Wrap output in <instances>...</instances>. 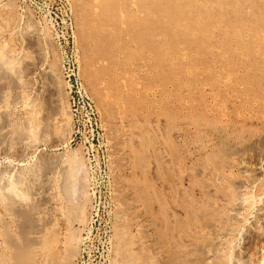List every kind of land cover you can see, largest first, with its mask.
I'll use <instances>...</instances> for the list:
<instances>
[{
  "label": "rangeland",
  "instance_id": "obj_1",
  "mask_svg": "<svg viewBox=\"0 0 264 264\" xmlns=\"http://www.w3.org/2000/svg\"><path fill=\"white\" fill-rule=\"evenodd\" d=\"M69 1L73 8L76 40L75 44L70 46L65 43L64 38L67 36L68 17L59 0H0V54H4L0 57L7 60L12 58L9 65H4L3 69L4 74L9 73L11 76L5 74V79L0 81V84L4 82L0 86V102L6 99L0 103L3 104V107L0 105V124L6 126V131H12L16 123L24 128L27 126L30 128L28 131H32L29 132L32 133L31 136L20 139L10 132L8 137L11 138H8L6 144H12L11 150L8 154H0V221L5 220L1 221L2 224L0 222L1 254L11 255V248L5 242V231L10 230L8 232L17 238L18 234L19 237L23 235L22 231L20 232L22 228L26 232L28 226L15 212L20 208L29 210L32 218L33 225L29 226L32 236L30 231L27 237H30V242L34 245L33 264H130L121 257L126 253L134 256L131 257L134 259H131V264H264V248L261 249L264 247V201L261 200L264 185L258 186L264 181V149H261V146H264V72L260 71L247 77V69L238 66L240 62H246L247 67H251L264 60V48L259 45L260 42L257 43L259 46L248 43V40L254 37L257 38L256 42L264 39V0H239L243 6L240 10L235 9V0H224L221 4L223 6H220V0H210L209 4L207 0H198V3L203 4L199 6H204L208 12L202 9V17L205 18H201V24H206L196 36H193L195 33L191 35L172 30L174 24H169L172 14L166 8L154 4V19H159L157 27L163 28L164 32L170 30L167 35L160 37L166 43L160 45V54L152 52L148 47L141 46V49L130 40L131 33L133 37L143 38L145 43H151L152 39L150 31L139 36L138 29L135 28L137 17L147 18V15L141 12L142 9L136 8L139 6V0ZM144 1L147 3V0ZM179 1V5L195 4V0ZM106 2L110 4L108 7ZM216 4H219V9ZM147 5L152 8L153 4ZM211 5L214 10H218L216 18L209 17V13L213 12V9L209 11ZM251 7H255L254 11H251ZM227 19L231 22L229 27L226 25ZM102 26L105 29L103 31ZM242 36L245 37V45L240 48L237 40ZM245 49L249 55L252 54L249 58ZM55 57L59 62V86L62 88L55 85L58 82L51 77L48 69ZM12 64L20 65L13 68ZM73 64L80 69L82 82L94 107V116H89L82 103L70 102L67 76ZM15 68L17 71H7ZM12 79L14 82L18 80L17 83H13ZM7 81L10 82L9 86ZM27 95L29 102L25 100ZM1 96H4L3 99ZM36 104L39 109L35 107ZM41 117H44L43 120ZM26 118L29 122L32 121L31 125ZM4 119L10 121L6 120V123ZM200 120H203L202 125L199 124ZM92 124L99 134L93 153L88 143ZM41 125L43 128L38 130ZM218 128L222 132H219ZM55 130L56 133L59 130L63 133L59 131L61 135L56 138ZM32 136L37 139L31 138ZM229 146L231 149L227 148ZM256 148L259 150H255ZM234 149L236 154L240 155H236ZM230 153L234 158L229 157ZM72 154H75L77 160L71 159L74 157ZM91 160L106 165L110 176L109 185L100 187L93 182L89 166ZM250 168L254 173L250 172ZM259 172L263 175L258 174ZM237 178L240 180L237 181ZM243 179H246L247 191L250 187L246 196L254 203L249 200V204L248 201L246 204H253L252 208L246 204L245 207L238 208L234 204L237 191L235 188H238ZM1 184L5 185V189H1ZM11 187L16 189L12 191ZM95 189L98 190L96 195ZM3 190L5 193L10 192L9 200L15 202L13 206L16 210L12 213L9 212L14 208L10 209L5 203L8 201L4 198L7 195ZM11 192L16 193L10 196ZM254 198L263 201H260L263 207L258 199ZM244 208L247 213H241ZM234 210L239 212L238 216ZM75 211L79 213L77 216ZM248 211L253 212L249 214ZM221 212L224 214L221 215ZM205 221H209L208 225ZM206 225H212L216 229ZM115 233H118V236ZM49 234L51 236L48 239ZM122 236L126 241L122 240ZM43 238L50 242H45ZM74 238H77L76 241ZM37 239L38 242L41 240L39 244L43 245L39 246ZM228 241L231 242L228 244ZM257 241L262 243L257 244ZM217 242L221 245L217 246ZM208 244H212V248ZM205 245L206 247H203ZM217 248L218 252L213 251ZM253 248L255 250H252ZM124 249H127L126 252ZM70 251L71 259L68 254ZM38 252L40 253L37 254ZM202 253L204 256H201ZM210 256H213V259Z\"/></svg>",
  "mask_w": 264,
  "mask_h": 264
},
{
  "label": "bare ground",
  "instance_id": "obj_2",
  "mask_svg": "<svg viewBox=\"0 0 264 264\" xmlns=\"http://www.w3.org/2000/svg\"><path fill=\"white\" fill-rule=\"evenodd\" d=\"M140 2H139V6H136V8L137 7H139L140 8V10H141V12L142 13H144V14H146L147 15V18H145V19H141V18H138L137 17V19H136V30L138 29V34H139V36H140V34H144V33H146V31H150V37L152 38V39H150V41H151V43L149 42V43H145L146 41H142V39L143 38H141L140 39V37H137V36H135V37H133V35H132V33L130 34L131 35V37H130V40H132L133 41V44H137L140 48H141V46L142 47H144V48H146V47H148V48H150L151 50H152V52H157V53H161V52H159L160 51V49H161V44L162 43H164V39H162V38H160L163 34L164 35H167L168 33H169V31L170 30H168V31H165L164 32V30H163V28H158L157 27V23H159V19H154V18H156V13L154 12V4L158 7V6H162L163 8H166L167 10H169V12L172 14L170 17V20H171V23H169V24H174V26L172 27V30H175V31H180V32H182L183 31V33H191V35H193L194 33H195V35H193V36H196V34H197V32L200 30V28L201 29H203L204 28V26H205V24H203L204 26H202V24H201V18H205V17H202L203 16V10L205 11L206 9L204 8V6H202V8H201V6H199V4L201 3H198V0H195V4L194 5H189L188 3H187V5L185 4V5H179L180 3V1L179 0H147V3H146V1H144V0H139ZM200 1V0H199ZM206 1V0H205ZM207 1H209L208 2V4L210 3V0H207ZM244 1V0H243ZM242 1V2H243ZM102 2H104V1H102ZM118 2V1H117ZM133 2H135V0L133 1ZM137 2V1H136ZM204 2V1H203ZM214 3L216 2V1H213ZM223 2H224V0H220L219 1V3H220V6H223V5H221V4H223ZM247 2V1H246ZM245 2V4H248V3H246ZM249 2V1H248ZM250 2H251V0H250ZM107 3V2H106ZM217 3V2H216ZM234 7H235V9H237V10H240L243 6H242V4L239 2V0H235L234 2ZM97 4V3H96ZM115 4V3H114ZM123 4V3H122ZM131 4V3H130ZM147 4H153L152 5V8L151 7H149ZM208 4H205L206 6L208 5ZM211 4H212V2H211ZM244 4V5H245ZM264 4V3H263ZM79 5V4H78ZM108 5H110L109 3H107V7H108ZM136 5H138V4H136ZM200 5H203V4H200ZM213 5H215V4H213ZM213 5H211V9H210V7H209V11L211 12V10L213 9ZM219 5V4H218ZM217 4H216V6H218ZM254 5V4H253ZM252 5V6H253ZM121 6V5H120ZM123 6H125V5H123ZM220 6H218L217 8L219 9V7ZM126 7V6H125ZM129 7V6H128ZM231 7V6H230ZM82 8H84L83 6H82ZM97 8V7H96ZM95 8V9H96ZM129 8H131V7H129ZM228 8H229V6H228ZM254 8L255 7H251V11H254ZM99 9V8H98ZM203 9V10H202ZM220 9H222V8H220ZM91 10V9H90ZM97 10V9H96ZM260 10V9H259ZM92 11V10H91ZM120 11V10H119ZM121 11H123V10H121ZM207 11V10H206ZM205 11V12H206ZM218 11V10H217ZM217 11L216 10H214L213 9V12H211V13H209V17L211 18V17H213V18H216L215 16H216V14H217ZM81 12V11H80ZM125 12V11H124ZM132 12V11H131ZM137 12H138V10H137ZM140 12V13H141ZM208 12V11H207ZM222 12H223V10H222ZM237 12V11H236ZM247 12V11H246ZM94 13V12H93ZM139 13V12H138ZM235 13V12H234ZM242 13V12H241ZM252 13V12H251ZM262 13V12H261ZM118 14H120V13H118ZM117 14V15H118ZM127 14V13H126ZM125 14V15H126ZM207 14V13H206ZM221 14V13H220ZM245 14V13H244ZM132 15V14H131ZM140 15V14H139ZM240 15V14H239ZM247 15V14H246ZM81 16H82V14H81ZM121 16V15H120ZM138 16V15H137ZM208 16V15H207ZM218 16V15H217ZM250 16V15H249ZM252 16V15H251ZM119 16H117V18H118ZM140 17V16H139ZM141 17H145V16H141ZM208 17V18H209ZM219 17H221V15L219 16ZM245 17V16H244ZM81 17H79V19H80ZM122 18V17H121ZM126 18V17H125ZM128 18V17H127ZM131 18V17H130ZM233 18V17H232ZM92 19H93V17H92ZM118 19H120V18H118ZM122 21H123V19H121ZM204 20V19H203ZM219 20V19H218ZM217 20V21H218ZM224 20H225V17H224ZM120 21V20H119ZM204 21H206L207 22V20H204ZM213 21V20H212ZM221 21V20H220ZM245 21V20H244ZM132 22H133V20H132ZM79 23H81V22H79ZM83 23V22H82ZM220 23V22H219ZM227 24V26L229 27L230 25H231V22H230V20H228L227 19V22H226ZM18 24V23H17ZM102 24V23H101ZM168 24V25H169ZM83 25V24H82ZM221 25V24H220ZM8 26H9V24H8ZM19 26V25H18ZM84 26V25H83ZM124 26V25H123ZM155 26V27H154ZM171 26V25H170ZM247 26V25H246ZM116 27V26H115ZM126 27V24H125V26H124V28ZM195 27V28H194ZM207 27V26H206ZM215 27V26H214ZM18 28V27H17ZM101 28V27H100ZM102 28H103V26H102ZM107 28V27H106ZM122 29V28H121ZM126 29V28H125ZM158 29V30H157ZM237 29V28H236ZM240 29V28H239ZM250 29H252V28H250ZM264 29V28H263ZM15 30V29H14ZM103 30H105L104 28L102 29V31ZM116 30V29H115ZM132 30V29H131ZM217 31H218V29H216ZM227 30H228V28H227ZM50 31V30H49ZM83 31V30H82ZM85 31V30H84ZM118 31H121V30H118ZM133 31H134V29H133ZM251 31V30H250ZM30 32V31H29ZM221 32V31H220ZM238 32V31H237ZM248 32V31H247ZM253 32V31H252ZM100 33V32H99ZM205 33V32H204ZM213 33V32H212ZM263 33V32H262ZM26 34V33H25ZM105 34V33H104ZM116 34V33H115ZM120 34H122V33H120ZM229 34V33H228ZM29 35V34H28ZM92 35V34H91ZM187 35V34H186ZM14 36V35H13ZM129 36V35H128ZM127 36V37H128ZM145 36V35H144ZM147 36V35H146ZM145 36V37H146ZM261 36V35H260ZM15 37H16V35H15ZM47 37V36H46ZM115 37V36H114ZM119 37V36H118ZM143 37V36H142ZM144 37V38H145ZM147 37H149V36H147ZM165 38H167L166 36H164ZM226 37V36H225ZM232 37V36H231ZM235 36H233V38H234ZM117 38V37H116ZM176 38H178V37H176ZM193 38V37H192ZM239 38V37H238ZM245 37L244 36H242L240 39H238L237 40V42L239 41V44H238V46L240 47V46H244L245 44H243V40H245L244 39ZM139 39V40H138ZM146 39H148V38H146ZM180 39V38H179ZM184 39V38H183ZM202 39V38H201ZM256 37H254V38H252V39H250V40H248V43L250 44V45H253V46H255V44H257V43H259L260 42V44L259 45H262L263 46V48H264V39L263 40H258L257 42H256ZM262 39V38H261ZM50 40V39H49ZM117 40H119V39H117ZM236 40V39H235ZM189 41V40H188ZM28 42V41H27ZM51 42V41H50ZM121 42V41H120ZM119 42V43H120ZM131 42V41H130ZM148 42V41H147ZM194 42V41H193ZM246 42V41H245ZM86 43V42H85ZM116 43V42H115ZM187 43H189V42H187ZM40 44V43H39ZM117 44V43H116ZM121 44H123V43H121ZM128 44V43H127ZM164 44H166V43H164ZM178 44H179V41H178ZM204 45V44H203ZM237 45V44H236ZM258 44H257V46H259ZM5 46V45H4ZM8 46V45H7ZM118 46V45H117ZM116 46V47H117ZM130 46V45H129ZM120 48V47H119ZM183 48V47H182ZM241 48V47H240ZM254 48V47H253ZM5 49V48H4ZM3 48H2V50H4ZM141 49H143V48H141ZM239 49V48H238ZM255 49H256V47H255ZM262 49V48H261ZM1 50V49H0ZM12 50H13V48H12ZM15 51V50H14ZM189 51V50H188ZM226 51V50H225ZM240 51V50H239ZM242 51V50H241ZM4 52V51H3ZM212 52V51H211ZM244 52V51H243ZM260 52V51H259ZM264 52V51H263ZM1 53H2V51H1ZM16 53H17V51H16ZM19 53V52H18ZM245 53H246V56H247V58H249V56H251L252 54L250 53V55H249V52H247V50L245 49ZM258 53V52H257ZM0 55H4V54H0ZM156 55V54H155ZM5 56H7V54H5ZM228 56V55H227ZM12 57V56H11ZM26 57V56H25ZM229 57V56H228ZM241 57H243V56H241ZM245 57V56H244ZM30 58V57H29ZM57 57H55V58H53L52 60V62H51V64H50V68H48V69H50L49 70V73L51 74V77H53L54 78V80L56 81V82H58L57 84H55V85H57V86H59V84H60V73H59V62H58V60L56 59ZM84 58V57H83ZM226 58V57H225ZM224 58V59H225ZM246 58V59H247ZM257 58V55H256V57H255V59ZM12 59V58H11ZM10 59V60H11ZM231 59H232V57H231ZM10 60H7L5 57L3 58V57H0V81L1 80H3V79H5V74L7 75V74H9V73H5L4 74V65H7L9 62H10ZM23 60H24V58H23ZM150 60V59H149ZM250 60V59H249ZM13 61V60H12ZM15 61V60H14ZM33 61H35V60H33ZM157 61V60H156ZM155 61V62H156ZM236 61V60H235ZM17 62V61H16ZM143 62V61H142ZM149 62V61H148ZM227 62V61H226ZM18 63V62H17ZM228 63V62H227ZM23 64H25V63H23ZM164 64H166V63H164ZM223 64V63H222ZM225 64V63H224ZM233 64V63H232ZM9 65V64H8ZM20 65V64H19ZM19 65H17V64H12V67L14 68L15 66H19ZM48 66V65H47ZM238 66H241V67H244V68H246L247 69V71H246V73H247V77H249L250 75H252V74H254V73H257V72H264V60H261L260 62H256L254 65H252L251 67H247V63L246 62H240L239 63V65ZM9 67V66H8ZM11 67V66H10ZM9 67V68H10ZM11 67V68H12ZM9 68H5V69H9ZM19 68V67H18ZM21 68V67H20ZM165 68V67H164ZM32 68H30V70H31ZM47 69V70H48ZM156 70V69H155ZM159 70V69H158ZM7 71H17L16 70V68H15V70H13V69H10V70H7ZM29 72V71H28ZM14 74V72H12V75ZM21 74V73H20ZM19 74V75H20ZM129 75V74H128ZM9 76H11L10 74H9ZM9 76H7L8 77V79H9ZM16 77V76H15ZM15 79V78H14ZM7 80V79H6ZM6 80H4V81H6ZM229 80V79H228ZM11 81H13V79L11 80ZM18 81V80H17ZM17 81L16 82H14L13 81V83H17ZM25 81V80H24ZM31 81V80H30ZM224 81V80H223ZM243 81V80H242ZM4 82H1V84H0V86H2V84H3ZM10 83V82H9ZM8 81H7V86H9L8 84ZM262 83V82H261ZM31 84V83H30ZM226 84V83H225ZM12 85V84H11ZM18 85H22V84H18ZM24 85H25V83H24ZM3 86H5V84L3 85ZM6 86V87H7ZM17 86V85H16ZM241 86V85H240ZM18 87V86H17ZM19 87H21V86H19ZM28 87V86H27ZM59 87H61V86H59ZM264 87V86H263ZM3 88H5V87H3ZM54 88V87H53ZM52 88V89H53ZM58 88V87H57ZM62 88V87H61ZM64 88V87H63ZM205 88V87H204ZM233 88V87H232ZM0 89H1V87H0ZM7 89V88H6ZM54 89H56V88H54ZM59 90H60V88H58ZM222 89H223V87H222ZM241 89V88H240ZM56 91H57V89H56ZM56 91H55V93H56ZM180 91V90H179ZM216 92V91H215ZM251 92V91H250ZM18 93V92H17ZM21 93V92H20ZM20 93H18V94H20ZM43 93V92H42ZM54 93V94H55ZM60 93L62 94V91H60ZM235 93V92H234ZM263 93V92H262ZM23 94V93H22ZM21 94V95H22ZM25 95V94H24ZM58 95V94H57ZM63 95V94H62ZM236 95V94H235ZM240 95V94H239ZM20 96V95H19ZM215 96V95H214ZM249 96V95H248ZM2 97H4V96H1V99H3ZM23 97V96H22ZM232 97V96H231ZM245 97V96H244ZM7 98V97H6ZM17 98V97H16ZM25 98V97H24ZM27 98H29L28 97V95H27V97H26V101L28 100V102L30 101L29 99H27ZM8 99V98H7ZM11 99V98H10ZM23 99V98H22ZM21 98H20V100H22ZM31 99V98H30ZM56 100H57V98H55ZM3 100H6L5 98L3 99ZM2 100V101H3ZM20 100H18L19 102H22V101H20ZM25 100H24V102H25ZM32 100V99H31ZM37 100V99H36ZM240 100V99H239ZM244 100H245V98H244ZM1 101V102H2ZM58 101H59V99H58ZM0 102V103H1ZM14 102H16V101H14ZM55 102H57V101H55ZM60 102V101H59ZM4 104H6L5 102H3ZM31 103V102H30ZM212 103V102H211ZM225 103V102H224ZM32 104V103H31ZM51 104V103H50ZM58 104V103H57ZM1 105V104H0ZM7 105V104H6ZM38 104H36V106L35 107H38V109H39V106H37ZM45 106H46V104H44ZM255 105V104H254ZM2 107H3V104L1 105ZM0 106V107H1ZM17 106H18V104H17ZM24 106V105H23ZM33 106H34V104H33ZM225 106V105H224ZM248 106V105H247ZM1 107V108H2ZM48 107V106H47ZM61 107V106H60ZM226 107V106H225ZM28 108H31L30 106L28 107ZM52 108V107H51ZM248 108V107H247ZM27 109V107L25 108V110ZM35 109V108H34ZM33 109V110H34ZM2 110V109H1ZM31 110H32V108H31ZM37 110V109H36ZM212 110V109H211ZM35 111V110H34ZM37 111H40V110H37ZM36 111V112H37ZM36 112H34V113H36ZM41 112V111H40ZM5 113V112H4ZM19 113V112H18ZM33 113V112H32ZM38 114H39V112H37ZM223 113V112H222ZM27 114V113H26ZM31 114V113H30ZM48 114H50V113H48ZM224 114V113H223ZM222 114V115H223ZM264 114V113H263ZM32 115V114H31ZM35 116H37L36 114H34ZM8 116V115H7ZM34 116V117H35ZM39 116V115H38ZM51 116V115H50ZM49 117V116H48ZM241 117V116H240ZM247 117V116H246ZM252 117V116H251ZM250 117V118H251ZM32 118H33V116H32ZM31 118V119H32ZM42 118V117H41ZM44 118V117H43ZM43 118H42V120H43ZM39 118L37 117L36 118V120H38ZM49 119H50V117H49ZM49 119H47V121H49ZM216 119V118H215ZM240 119V118H239ZM5 120V122H6V120L9 122L10 120H11V118H10V120L9 119H4ZM26 120L28 121V119L26 118ZM26 120H24V121H26ZM34 120H35V118H34ZM41 120V119H40ZM41 120V121H42ZM12 121V120H11ZM14 121V120H13ZM12 121V122H13ZM27 121H26V124H27ZM5 122H2V123H5ZM32 121H28V123H30V125L32 124L31 123ZM38 122V121H37ZM43 123L45 122V121H42ZM49 122H51V121H49ZM201 122V120L199 121V124H201L202 125V122H203V120H202V122ZM223 122V121H222ZM260 122V121H259ZM7 123V122H6ZM15 123H16V121H15ZM34 123V122H33ZM46 123V122H45ZM48 123V122H47ZM53 123V122H52ZM213 123V122H212ZM11 124H13V123H11ZM10 124V125H11ZM25 124V122H23V125ZM35 124H36V122H35ZM37 124H39V123H37ZM41 124V123H40ZM39 124V125H40ZM220 124V123H219ZM255 124V123H254ZM9 125V124H8ZM44 125V124H43ZM216 125V124H215ZM49 126V125H48ZM199 126V125H198ZM217 126V125H216ZM223 126V125H222ZM8 127V126H7ZM10 127V126H9ZM8 127V128H9ZM31 127V126H30ZM33 127V129H34V126H32ZM35 127H36V125H35ZM41 127H42V125L39 127V129L38 130H40L41 129ZM54 127V126H53ZM206 127V126H205ZM246 127V126H245ZM43 128V127H42ZM51 128H52V126H51ZM51 128H50V130H51ZM219 128H221L220 126H219ZM218 128V131L220 132V130L221 129H219ZM264 128V127H263ZM263 128H261V129H263ZM30 128L28 127L27 128V126L24 128V127H21L20 125H18L17 123L16 124H14L13 125V127H12V131H6V126H4V125H1L0 124V154H2V153H5V154H8L9 152H10V150H11V145L12 144H6V141H8V138H11V137H8V135H10L11 133H13V136H15L17 139H20V138H22V137H24V136H27V135H32V133H29V132H32V131H28ZM32 129V128H31ZM58 129V128H57ZM248 129V128H247ZM37 130V131H38ZM44 130V129H43ZM45 130H47L46 128H45ZM49 130V131H50ZM54 130V129H53ZM58 131V130H57ZM59 131H61V130H59ZM58 131V133H56V130L54 131L56 134H55V136H56V138H58L60 135H61V133ZM242 131V130H241ZM259 131V130H258ZM261 131V130H260ZM264 131V130H263ZM11 132V133H10ZM62 132V131H61ZM221 132H222V130H221ZM231 132V131H230ZM229 132V133H230ZM250 132V131H249ZM248 132V133H249ZM254 132V131H253ZM253 132H251V135L253 134ZM10 133V134H9ZM36 133V132H35ZM53 132H51V134H52ZM63 133V132H62ZM50 134V135H51ZM256 134H257V132H256ZM49 135V136H50ZM52 135H54V134H52ZM249 135V134H248ZM12 136V137H13ZM46 136V135H45ZM230 136V135H229ZM258 136V135H257ZM256 136V137H257ZM34 136H32L31 138H33ZM52 137V136H51ZM206 137H208V136H206ZM226 137V136H225ZM228 137V136H227ZM249 137L251 138L252 136H250L249 135ZM29 138V137H28ZM36 137H34V139H35ZM50 138V137H49ZM55 138V137H54ZM248 138V137H247ZM264 138V137H263ZM262 138V139H263ZM37 139V138H36ZM228 139H229V137H228ZM261 139V140H262ZM33 140V139H32ZM200 140V139H199ZM217 140H219V139H217ZM246 140V139H245ZM27 141V140H26ZM226 141H228V140H225V142ZM242 141V140H241ZM247 141H249V139L247 140ZM255 141H256V139H255ZM254 141V142H255ZM23 142V141H22ZM25 142V141H24ZM252 143H253V141H251ZM257 142H258V140H257ZM16 143V142H15ZM20 143V142H19ZM38 143V142H37ZM205 143V142H204ZM242 144L244 143L243 141L241 142ZM251 143V144H252ZM256 143V142H255ZM212 144V143H211ZM219 144V143H218ZM238 144H240V142L238 143ZM248 144H249V147H250V142H248ZM248 144H246V145H248ZM258 144H259V142H258ZM30 145H32V143L30 144ZM213 145H215V144H213ZM216 145H217V143H216ZM234 145V144H233ZM236 145V144H235ZM245 145V146H246ZM204 146V145H203ZM212 146V145H211ZM210 146V147H211ZM236 146H238V145H236ZM236 146H234L235 148H236ZM263 146V145H262ZM261 146V149H264L263 147ZM214 147H216V146H214ZM231 146H229V147H227V148H229V149H231L230 148ZM233 147V148H234ZM240 147V146H239ZM241 147H243V146H241ZM247 147V146H246ZM255 147V146H254ZM222 148V147H221ZM226 148V149H227ZM34 149V148H33ZM212 149V148H211ZM215 149V148H214ZM237 149H239V148H237ZM236 149V150H237ZM240 149H242V148H240ZM247 149H248V147H247ZM254 149V148H253ZM199 150V149H198ZM219 150V149H218ZM228 150V149H227ZM255 150H259L258 148H256ZM137 150L135 149V152H136ZM210 151V150H209ZM208 151V152H209ZM212 151V150H211ZM234 151H235V149H234ZM248 151V150H247ZM261 151V150H260ZM27 152V151H26ZM138 152V151H137ZM136 152V153H137ZM232 152V151H231ZM256 152V151H255ZM259 152V151H258ZM198 153V152H197ZM215 153V152H214ZM260 153V155L262 154L261 152H259ZM209 154V153H208ZM212 154V153H211ZM210 154V155H211ZM232 154H233V152H232ZM232 154L230 153V155H229V157L231 156L232 157ZM235 154H236V151H235ZM23 155H25V154H23ZM75 155V154H74ZM73 154H72V156H74ZM212 155H215V154H212ZM224 155V154H223ZM228 155V154H227ZM226 155V156H227ZM236 155H240V154H236ZM215 156H218V154L217 155H215ZM6 157V156H5ZM222 157V156H221ZM16 158V157H15ZM75 158V156L74 157H72L71 159H74ZM223 158V157H222ZM232 158H234V157H232ZM235 158H237V156L235 157ZM20 159V158H19ZM71 159H70V161H71ZM76 160H77V158H75ZM224 159V158H223ZM226 159V158H225ZM224 159V160H225ZM261 159H262V157H261ZM264 159V158H263ZM207 160V159H206ZM229 160V159H228ZM228 160H226V161H228ZM232 160V159H231ZM74 161V160H73ZM197 161H199V160H197ZM210 161H212V160H210ZM223 161V160H222ZM225 161V162H226ZM195 162V161H194ZM224 162V163H225ZM243 162V161H242ZM258 162V161H257ZM72 163V162H71ZM74 163V162H73ZM196 163V162H195ZM212 163V162H211ZM229 163V162H228ZM227 163V164H228ZM235 163V162H234ZM233 163V164H234ZM237 163V162H236ZM260 163V162H259ZM262 163V162H261ZM20 164V163H19ZM207 164V163H206ZM263 164V163H262ZM262 164H260V165H262ZM5 165V164H4ZM72 165V164H71ZM196 165V164H195ZM212 165H214V164H212ZM248 165H250L249 163H248ZM3 166V165H2ZM34 166H35V164H34ZM76 165H74V167H75ZM194 166V165H193ZM215 166V165H214ZM223 166V165H222ZM221 166V167H222ZM227 166H229V165H227ZM242 166H243V164H242ZM241 166V167H242ZM10 167H12V166H10ZM78 167V166H77ZM196 167V166H195ZM211 167V166H210ZM230 167H232V164H230ZM230 167H228V168H230ZM246 167V166H245ZM262 166H260V168H261ZM263 167H264V165H263ZM36 168V167H35ZM257 168H259V166L257 167ZM3 169V168H2ZM196 169V168H195ZM205 169V168H204ZM203 169V170H204ZM220 169V168H219ZM236 169V168H235ZM238 169V168H237ZM38 170V169H37ZM36 170V171H37ZM72 170H74V168L72 169ZM75 170H76V168H75ZM192 170V169H191ZM215 170H216V168H215ZM228 170V169H227ZM234 169H232V171H233ZM244 170V169H243ZM248 170H249V167H248ZM250 170H252L251 168H250ZM6 171V170H5ZM33 171V170H32ZM217 171V170H216ZM224 171V170H223ZM247 171V170H246ZM244 171L245 173H247V172H249V171ZM264 171V170H263ZM1 172V171H0ZM34 172V171H33ZM202 172V171H201ZM241 172V171H240ZM244 172L242 173V174H244ZM250 172H253V170L252 171H250ZM249 172V173H250ZM4 173V172H3ZM19 173V172H18ZM35 173V172H34ZM197 173H198V170H197ZM225 173H227V171L225 172ZM228 173H231V172H228ZM235 173V172H234ZM254 173V172H253ZM255 173H257V172H255ZM261 172H259L258 174H260ZM264 173V172H263ZM0 174H2V173H0ZM32 174V173H31ZM238 174V173H237ZM5 175V174H4ZM15 175V174H14ZM28 175V174H27ZM38 175V174H37ZM234 175V174H233ZM233 175H232V177H233ZM236 175V174H235ZM246 175V174H245ZM249 175V174H248ZM256 175V174H255ZM260 175H263L262 173L260 174ZM20 176V175H19ZM22 176H24L25 177V175H22ZM21 176V177H22ZM202 175H200V177H201ZM237 176H240V175H237ZM257 176H259V175H257ZM256 176V177H257ZM12 177H13V175H12ZM16 177V176H15ZM29 177V176H28ZM202 177H204V176H202ZM225 177V176H224ZM223 177V178H224ZM241 177V176H240ZM245 177V176H244ZM247 177V176H246ZM245 177V178H246ZM251 177H254V176H251ZM219 178V177H218ZM226 178H227V174H226ZM235 178V177H234ZM243 178V177H242ZM249 178H250V176H249ZM14 179V178H13ZM12 179V180H13ZM25 179H27V177H25ZM220 179H222V178H220ZM238 179L239 178H237L236 180L238 181ZM252 179H254V178H252ZM258 179V178H257ZM261 179H262V177H261ZM1 180V179H0ZM9 180V179H8ZM11 180V181H12ZM235 180V181H236ZM240 180V179H239ZM251 180V179H250ZM263 180V179H262ZM262 180H260V183L259 184H261V181ZM232 181H234V180H232ZM234 181V182H235ZM249 181V180H248ZM254 183H256V180L254 179ZM257 181H259V180H257ZM7 182V181H6ZM6 182H5V185H6ZM22 182V181H21ZM30 182H32V183H34V181H31L30 180ZM36 182V181H35ZM204 182H206V181H204ZM218 182H220V180L218 181ZM222 182H224V181H222ZM228 182V181H227ZM233 182V183H234ZM251 182H252V180H251ZM263 183H264V181H262ZM10 183V182H9ZM14 183V182H13ZM18 183H19V181H18ZM18 183L16 184V182H15V184H16V186L19 188V186H18ZM203 183V182H202ZM262 183V185H258V186H263L264 184ZM2 184H4V183H2ZM1 184V185H2ZM12 184V183H11ZM11 184H9V185H11ZM20 184V183H19ZM37 184V183H36ZM205 184V183H204ZM206 184H207V182H206ZM205 184V185H206ZM5 185H2L1 186V189L3 188V189H5L4 188V186ZM232 185V184H231ZM250 185V184H249ZM254 185V184H253ZM12 186V185H11ZM15 186V185H14ZM233 186H234V184H233ZM232 186V187H233ZM256 186V185H255ZM21 187V186H20ZM28 187V186H27ZM209 187V186H208ZM235 187V186H234ZM233 187V188H234ZM238 188L236 189L235 188V190H237L236 191V194H235V197H236V202H234V204L239 208V207H245L244 205L247 203V201H248V204H249V200H250V198L248 197V196H246V193L249 191V188H248V191H247V187L248 186H246V179H243V180H241L240 182H239V186H237ZM251 187H254V186H251ZM11 188H13V190L12 191H14L15 189H14V187H11ZM24 188H25V186H24ZM41 188V187H40ZM65 188H66V186H65ZM211 188V187H210ZM232 188V189H233ZM255 188H257V187H255ZM20 189V188H19ZM264 189V188H263ZM7 190L9 191L10 190V188H7ZM18 190V189H17ZM24 190V189H23ZM36 190H38V189H36ZM36 190L34 191V192H36ZM5 190H3V192H4ZM8 191H7V193H5V195H7V197H4V198H6L7 199V201L8 202H6L5 201V203H7V205H8V207L11 209L12 207L14 208V206H13V203L15 204V202H12V201H10L9 200V193H8ZM11 191V190H10ZM210 191V190H209ZM211 191H214V190H211ZM210 191V192H211ZM250 191L252 192V190L250 189ZM253 191H254V189H253ZM31 192V191H30ZM33 192V191H32ZM251 192H249V193H251ZM16 193V192H15ZM15 193H13V194H15ZM21 193V192H20ZM262 193V192H261ZM12 194V192H11V195L10 196H12L13 195ZM22 194H24V192L22 193ZM30 194V193H29ZM248 194V193H247ZM251 194H253V193H251ZM250 194V195H251ZM4 195V194H3ZM26 195V194H25ZM33 195V194H32ZM261 195V194H260ZM260 195H259V198L261 199V197H263L261 200H263L264 201V190H263V194H262V196L260 197ZM253 196H255V195H253ZM253 196H252V198H253ZM257 196V195H256ZM32 197V196H31ZM247 197L249 198L248 200H247ZM20 198H21V195H20ZM198 198V197H197ZM259 198H254V199H258V201H259ZM24 199H25V197H24ZM212 199V198H211ZM192 200V199H191ZM213 200V199H212ZM260 200V201H261ZM27 201V200H26ZM257 201V200H256ZM260 201H259V204H260ZM263 201H261V203L263 202ZM203 202V200L201 201V203ZM250 202H252L253 203V201L252 200H250ZM197 203V202H196ZM199 203V202H198ZM200 203V204H201ZM256 203V202H255ZM207 204V202H205V205ZM210 204V203H209ZM248 204H246L247 206H248ZM254 204V203H253ZM253 204H251L250 203V205L248 206V207H250L251 205L253 206ZM258 204V206H260ZM37 205V204H36ZM72 205V204H71ZM212 205V204H211ZM6 206V205H5ZM34 206V205H33ZM164 206H165V204H164ZM207 206V205H206ZM235 206V207H236ZM246 206V207H247ZM252 206H251V208H252ZM262 206V205H261ZM35 207V206H34ZM39 207V206H38ZM193 207V206H192ZM212 207V206H211ZM257 207V206H256ZM263 207V206H262ZM262 207H261V210H262ZM7 208V207H6ZM217 208L218 209H220L219 207H218V205H217ZM225 208V207H224ZM250 208V209H251ZM260 208V207H259ZM51 209V208H50ZM195 209V208H194ZM222 209V208H221ZM233 209V208H232ZM242 209V208H241ZM245 209L246 208H244V211H242V210H240V209H236L237 211H239L240 210V212L241 213H243V212H245ZM258 209V208H257ZM7 210V209H6ZM16 210V208H14L13 210H11V212H9V213H12V211L14 212ZM75 210V209H74ZM253 210H254V207H253ZM8 211V210H7ZM73 211V210H72ZM215 211V210H214ZM220 211V210H219ZM232 211V210H231ZM235 211V210H234ZM247 211V210H246ZM255 211V210H254ZM258 211V210H257ZM263 211V210H262ZM261 211V212H262ZM16 212V214L18 215V216H20V218L22 219V220H24L25 221V225L26 226H28L25 230H26V232L23 230L24 228H22V230H20V232L22 231V233H23V235L21 236V237H19V234H18V238L16 237V236H14V235H12V234H10L9 232H10V230H8V231H5V229H2L3 230V232H4V237H6L5 239H6V244L8 243V245L10 246L9 248H11V255L10 256H5V255H2L1 254V251H0V264H33L34 262L32 261V251H33V249H32V247L34 246H32V243L30 242V237H27L28 236V233L32 230V229H29V226H31V225H33V224H31V222H32V218H31V214H30V211L29 210H24V209H20L19 208V211L18 210H16L15 211ZM40 212V211H39ZM74 212V211H73ZM76 213H74V214H76V216L79 214L78 213V211H75ZM166 212V211H165ZM194 212H195V210H194ZM193 212V213H194ZM204 212V211H203ZM203 212H201V213H203ZM226 212V211H225ZM236 212V211H235ZM234 212V213H235ZM249 212V211H248ZM251 212V211H250ZM250 212H249V214H250ZM253 212V211H252ZM251 212V213H252ZM260 212V213H261ZM197 213V212H196ZM206 213L207 214H205V215H208V212L206 211ZM215 213H217V212H215ZM222 214L221 215H223L224 213L223 212H221ZM232 213H233V211H232ZM231 213V214H232ZM237 213V212H236ZM236 213L234 214V215H236ZM239 213V212H238ZM238 213H237V216H238ZM240 213V214H241ZM245 213H247V212H245ZM16 214L14 213V215H15V217H16ZM34 214V213H33ZM255 214V213H254ZM198 215V214H197ZM200 215V214H199ZM198 215V216H199ZM205 215H203V218H202V216L200 217V218H202V221H204V217H205ZM212 215V214H211ZM228 216L230 215V214H227ZM248 215V214H247ZM253 215V214H252ZM227 216V217H228ZM236 216V217H237ZM239 216H241V215H239ZM249 216V215H248ZM257 216V215H256ZM256 216H255V218H256ZM259 217H260V215H258ZM74 217H75V215H74ZM208 217H209V215L208 216H206V218L208 219ZM230 217H231V215H230ZM242 217V216H241ZM19 218V217H18ZM19 218V219H20ZM76 218V217H75ZM188 218V217H187ZM231 218H233V217H231ZM229 219V220H231L232 221V219ZM243 218V217H242ZM247 218V217H246ZM263 218H264V215H263ZM81 219V218H80ZM222 219V218H221ZM239 219H240V217H239ZM72 220V219H71ZM171 220V219H170ZM1 221H5V220H3V219H1ZM0 221V222H1ZM76 221V220H75ZM121 221V220H120ZM177 222H178V220H176ZM223 221V220H222ZM231 221H229V222H231ZM256 221V220H255ZM255 221L253 222V224L255 223ZM189 222H190V220H189ZM206 223H207V221H205ZM236 221H235V219H234V223H235ZM239 222V221H238ZM243 222V221H242ZM190 223H192V222H190ZM208 223H209V221H208ZM208 223H207V225H208ZM1 224H2V222H1ZM4 224V223H3ZM120 224V223H119ZM118 224V225H119ZM194 224V223H193ZM202 224L204 225V223L202 222ZM210 224H212V223H210ZM213 224H215V223H213ZM6 225H7V223H6ZM25 225L23 226V227H25ZM73 225V224H72ZM121 225V224H120ZM206 225V227H214V226H212V225H209V226H207ZM37 226V225H36ZM46 226V225H45ZM263 226H264V224H263ZM8 228H9V225L7 226ZM181 227V226H180ZM197 227H198V225H197ZM222 227H224V226H222ZM227 227H228V224H227ZM226 227V228H227ZM238 227V226H237ZM257 227V226H256ZM2 228V227H1ZM7 228V229H8ZM21 228V227H20ZM32 228V227H31ZM122 228V227H121ZM215 228V227H214ZM220 228V230H221V227H219ZM230 228V227H229ZM239 228V227H238ZM260 228V227H259ZM259 228H257V229H259ZM262 228V227H261ZM16 229H17V227H16ZM45 229V228H44ZM47 229V228H46ZM115 229H117V227L115 228ZM124 229L125 228H123V232H124ZM203 229V228H202ZM208 229V228H207ZM213 229V228H212ZM216 229V228H215ZM231 229V228H230ZM255 229V228H254ZM256 229V230H257ZM264 229V228H263ZM36 230V229H35ZM35 230H33V232L35 231ZM119 230V229H118ZM117 230V231H118ZM205 230V229H204ZM204 230H202V232L204 231ZM229 230V229H228ZM17 231H18V229H17ZM40 231H41V229H40ZM40 231H39V233H40ZM128 230H126V232H127ZM206 231V230H205ZM207 231H209V230H207ZM231 231V230H230ZM232 231H233V229H232ZM74 232V231H73ZM72 232V233H73ZM224 232H225V230H224ZM36 233V232H35ZM38 233V232H37ZM42 233L43 234H45V232H43L42 231ZM47 233V232H46ZM51 233V232H50ZM122 233V232H121ZM219 233V232H218ZM226 233V232H225ZM228 233H229V231H228ZM231 233V232H230ZM235 233V232H234ZM31 236H32V231H31V233H29ZM52 234V233H51ZM51 234H49L48 235V239H49V236H51ZM116 234V236H118L117 234L118 233H115ZM227 234V233H226ZM257 234H258V232H257ZM55 235V234H54ZM73 235V234H72ZM71 235V236H72ZM208 235V234H207ZM225 235V234H224ZM231 235V234H230ZM234 235V234H233ZM256 235V234H255ZM33 236H35L34 234H33ZM43 237H45L44 235H42ZM42 236H40V237H42ZM76 236V235H75ZM128 236V235H127ZM219 236V235H218ZM221 236V235H220ZM121 237V236H120ZM231 237H233V236H231ZM259 237V236H258ZM32 238V237H31ZM212 238V237H211ZM214 238V237H213ZM213 238H212V240H213ZM225 238V237H224ZM223 238V239H224ZM36 239V238H35ZM39 239V238H38ZM38 239H37V241L36 242H38ZM75 239V238H74ZM77 239V238H76ZM76 239H75V241H76ZM200 239H201V237H200ZM217 239V238H216ZM221 239V238H220ZM259 239V238H258ZM257 239V240H258ZM262 239V238H261ZM43 240H44V238H43ZM52 240V239H51ZM72 240V239H71ZM118 240V239H117ZM121 240V239H120ZM122 240H125V239H123V236H122ZM203 240V239H202ZM201 240V241H202ZM214 240H215V238H214ZM227 240V239H226ZM34 241V240H33ZM40 241L41 240H39V242H38V244L40 243ZM45 241V240H44ZM47 242L49 241V240H46ZM45 241V242H46ZM119 241V240H118ZM126 241V240H125ZM131 241V240H130ZM232 241V240H231ZM231 241H228V244L231 242ZM258 241H260V240H258ZM257 241V244L258 243H262V242H258ZM50 242V241H49ZM210 243H211V241H209ZM216 242V241H215ZM219 242V241H218ZM217 242V243H218ZM42 243V242H41ZM56 243V242H55ZM223 243V242H222ZM256 243V242H255ZM70 244H73V242L71 243L70 242ZM128 244V243H127ZM215 243L213 242V245H214ZM226 244V243H225ZM225 244H224V246L223 247H225ZM262 244H264V243H262ZM262 244H261V247H262ZM41 245H43V243L41 244ZM40 244H39V246H41ZM49 245V244H48ZM67 245V246H66ZM65 246L68 248V246H69V243L68 244H66ZM209 245V244H208ZM212 245V244H211ZM211 245H209L210 246V248H212V246ZM218 245H221L220 243H218L217 244V246ZM223 245V244H222ZM51 246H52V244H51ZM50 246V247H51ZM125 246H127V245H125ZM131 246V245H130ZM208 246V247H209ZM254 246V245H253ZM252 246V247H253ZM264 246V245H263ZM203 247H206V245L205 246H203ZM215 247V245L213 246V248ZM222 247V248H223ZM260 247V246H259ZM260 247V248H261ZM47 248H49V246L47 247ZM119 248V247H118ZM117 248V249H118ZM121 248V247H120ZM119 248V249H120ZM124 248V247H123ZM125 248H127V247H125ZM132 248V247H131ZM130 248V249H131ZM255 248H257V247H255ZM264 247H262L261 249H263ZM205 249V248H204ZM220 249H221V247H220ZM224 249V248H223ZM261 249H259V250H261ZM52 252H53V249L51 248L50 249ZM125 250H127V249H124L123 251H125ZM212 250V249H211ZM252 250H255L254 248L252 249ZM8 251V250H7ZM66 251H69V250H66ZM65 251V252H66ZM122 251V250H121ZM132 251V250H131ZM130 251V252H131ZM205 251V250H204ZM204 251H203V253H204ZM213 251H217L218 252V248H217V250H213ZM50 252V251H49ZM51 252V253H52ZM80 252V251H79ZM126 252V251H125ZM128 252V251H127ZM133 252V251H132ZM131 252V253H132ZM211 252V251H210ZM222 252V251H221ZM221 252H219V253H221ZM226 252V251H225ZM255 252V251H254ZM40 252H38L37 254H39ZM69 253H71L72 254V252L70 251V252H68V254ZM191 253V252H190ZM203 253H202V255L201 256H204L203 255ZM206 253H208V252H206ZM205 253V254H206ZM253 253V252H252ZM251 253V254H252ZM257 253L259 254V252L257 251ZM261 253V252H260ZM263 253V252H262ZM4 254V253H3ZM71 254H69V258H70V256H71ZM76 254V253H75ZM222 254V253H221ZM54 255V254H53ZM119 255V254H118ZM215 255V254H214ZM253 255V254H252ZM262 255V254H261ZM67 256V255H66ZM124 256V257H123ZM201 256H200V258H201ZM209 255L207 254V257H208ZM58 257V256H57ZM122 258H124V260L127 262V263H132V261H131V259H133V258H131V257H134V256H131L129 253H126V254H122V256H121ZM211 257V256H210ZM213 257V256H212ZM211 257V258H212ZM53 258H55V256L53 257ZM66 258V257H65ZM204 258V257H203ZM205 258H206V256H205ZM56 259V258H55ZM58 259V258H57ZM68 259V258H67ZM71 259V258H70ZM206 259H208V258H206ZM213 259V258H212ZM215 259V258H214ZM36 260V259H35ZM49 260H51V259H49ZM54 260V259H53ZM134 260V259H133ZM138 260H139V258H138ZM217 260V259H216ZM219 260V259H218ZM56 261H59V260H56ZM65 261H66V259H65ZM68 261V260H67ZM66 261V262H67ZM204 261H205V259H204ZM206 261H208V260H206ZM211 261V260H210ZM46 262V261H45ZM53 262V261H52ZM55 262V261H54ZM118 262V261H117ZM116 262V263H117ZM121 262H123V261H121ZM125 262V263H126ZM213 261H211V263H212ZM48 263V262H47ZM60 263V262H59ZM72 263V262H71ZM207 263V262H206ZM214 263V262H213ZM35 264H37V263H35ZM50 264V263H49ZM58 264V263H57ZM61 264V263H60ZM138 264V263H137ZM151 264V263H150ZM209 264V263H208Z\"/></svg>",
  "mask_w": 264,
  "mask_h": 264
},
{
  "label": "built area",
  "instance_id": "obj_3",
  "mask_svg": "<svg viewBox=\"0 0 264 264\" xmlns=\"http://www.w3.org/2000/svg\"><path fill=\"white\" fill-rule=\"evenodd\" d=\"M34 1V0H29ZM61 4H63V7L65 8V12L68 17L67 21V36L65 38V43L67 45H74L75 44V25L72 19L73 15V8L72 4L69 0H59ZM68 77V84L70 86V102L73 104H79L82 103L84 107L88 110L89 116H94V107L92 105V101L87 93V90L82 82L80 69L78 66H74L71 69L70 74ZM99 138V134L96 132L94 125H91V138L88 140V143L91 146V151L93 153L95 141ZM93 155V154H92ZM89 156L91 154L89 153ZM95 160V158H94ZM90 171L92 174V180L95 184L98 186L102 185H109L110 184V176L107 172L106 165H103L101 162H93V160L90 161ZM96 185V188H97ZM95 188V186H93ZM98 193V190L95 189L94 195Z\"/></svg>",
  "mask_w": 264,
  "mask_h": 264
}]
</instances>
